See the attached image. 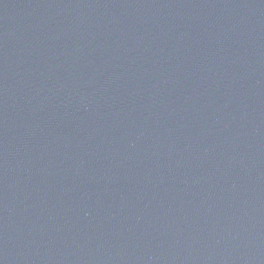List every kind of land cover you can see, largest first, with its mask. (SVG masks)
Listing matches in <instances>:
<instances>
[{"label":"water","instance_id":"95a60500","mask_svg":"<svg viewBox=\"0 0 264 264\" xmlns=\"http://www.w3.org/2000/svg\"><path fill=\"white\" fill-rule=\"evenodd\" d=\"M0 264H264V0H0Z\"/></svg>","mask_w":264,"mask_h":264}]
</instances>
